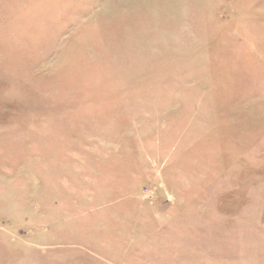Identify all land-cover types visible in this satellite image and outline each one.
I'll list each match as a JSON object with an SVG mask.
<instances>
[{"label": "rangeland", "instance_id": "1", "mask_svg": "<svg viewBox=\"0 0 264 264\" xmlns=\"http://www.w3.org/2000/svg\"><path fill=\"white\" fill-rule=\"evenodd\" d=\"M0 264H264V0H0Z\"/></svg>", "mask_w": 264, "mask_h": 264}]
</instances>
